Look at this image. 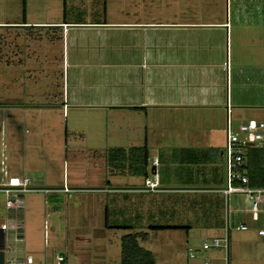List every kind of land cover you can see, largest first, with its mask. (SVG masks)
<instances>
[{
    "label": "rangeland",
    "instance_id": "obj_1",
    "mask_svg": "<svg viewBox=\"0 0 264 264\" xmlns=\"http://www.w3.org/2000/svg\"><path fill=\"white\" fill-rule=\"evenodd\" d=\"M215 1L0 0V21H21L22 17L28 21H48L60 19L63 15L71 20L105 17L107 20L157 22L175 15L193 12L204 15L211 10H218L221 0ZM19 25L21 27L0 25V178L14 171L30 177L29 186H35V181L39 179H44L48 183L46 186H59L64 179L65 184L67 182L72 187L97 186L108 179L112 185L143 187V176L131 175L126 169H115L116 164L109 161L113 150L118 148L115 146L127 151L131 146L141 145L142 124L148 125L147 155L158 154L162 158L160 162L165 167H161L160 162L158 166L162 175L179 171L183 178L191 174V164L186 159L180 161V155L184 157L185 154L179 150H205L199 146L193 129L185 130L194 122V114H168L162 118V113H154L149 114L147 119L138 114L139 119H142L139 122L135 113H131L129 119L117 116L108 107L97 106L111 103L113 100L108 97L112 94L130 95L132 92L139 96L143 85H157L155 68L144 72L135 66L128 67L129 60L134 64L141 61V52L136 50L139 49L137 47L132 50L127 46L147 41L153 44L161 41L164 44L166 39L170 40L167 33L155 27L146 29L142 36L129 34L122 28L116 32L105 31L99 37L89 33L79 35L76 41H80V45L90 44V47H75L74 52L79 56L75 60L78 65L74 66L66 65L62 58L66 50L68 55L70 50L63 49L60 34L51 36V30L47 31L46 27ZM211 34L198 33L196 37L215 39L217 35ZM89 48V52L80 51ZM90 53V56L80 57ZM99 54H103L102 58ZM68 63H71L70 59ZM62 98L66 102L63 108ZM249 99L235 101L251 102ZM233 100L228 99V105L232 106L230 103H234L231 102ZM230 108L232 130L236 129L237 124L259 116L256 113L259 109L253 107L233 105ZM260 110L264 112V108ZM173 119L174 127V123L170 124ZM185 119L189 125L183 127L181 123ZM131 127L139 128L138 136L136 132L130 131ZM211 133V141L216 143L217 150H221L224 132ZM174 138L180 142L174 141ZM180 144L183 147H179ZM154 150L156 152L152 153ZM148 177H151L149 173ZM217 177L221 178L214 180L217 183L214 185L221 186L222 172H218ZM202 180L196 181L197 184L203 185ZM144 191L95 193L71 190L69 193L46 195L40 191L26 190L17 194L22 204L16 211L5 210L4 195L0 192V220L4 219L3 212L10 213L12 221L7 224L13 229L15 222L17 225L20 222L18 216H22V239L15 243L11 234H5L3 259L28 253L37 257L40 264H54L55 256L62 253L65 264H119V237L127 233L146 232V239L136 240L150 251L154 264H185L187 253H193L190 246L175 236L174 239H168L172 232L146 228L147 225L163 224L165 219L162 216L170 213V209L165 208L163 211L160 207L155 209L154 215L144 213L141 205L165 201L158 195L148 197V192ZM219 197L222 199L221 194ZM212 200V193H198L190 200H182L184 203H196L194 210L198 212L192 207H187L186 211L184 206L179 211L174 210L180 215L179 219L175 216L179 222L185 217L189 220L187 223L192 227L191 233H194L191 237L193 244L199 245L204 237L201 233H208L201 232L200 224L215 218L209 212L213 206ZM228 203H232L231 195ZM168 204V207L172 206L170 200ZM104 224L128 228H110ZM228 230L230 241L234 236L243 234L241 231H238L240 234H234L231 221L227 224L224 221L220 237L225 236ZM260 245L264 253V243ZM213 249L208 248L207 252L219 251ZM219 252L224 254L223 251ZM215 262L222 264L223 260L219 258Z\"/></svg>",
    "mask_w": 264,
    "mask_h": 264
},
{
    "label": "crops",
    "instance_id": "obj_2",
    "mask_svg": "<svg viewBox=\"0 0 264 264\" xmlns=\"http://www.w3.org/2000/svg\"><path fill=\"white\" fill-rule=\"evenodd\" d=\"M210 1L216 2L215 0ZM220 3L221 4L218 5V10H211L204 15L193 12L181 14L182 16L175 15L167 17V19L157 22L107 20L105 17L92 20L84 18L71 20L63 15L60 19L48 21H28L25 17H22L21 21H0V25H7L9 27L13 25L21 27L19 24L29 25L28 27H32L33 25L40 28L46 27V30L48 29L47 31L51 30V36L60 34L63 49L66 50L69 48L70 50V54L68 55V50H66V54L63 55L64 57L62 56V58H64L66 65L74 66L78 65L75 63V60L77 56H79L74 52L75 47L88 45H80V41H76L79 39V35L82 36L85 33H89L99 37L105 31L110 30L116 32L122 28L129 34H139L142 36L146 29L155 27L157 30L167 33L170 36V40L166 39L167 41L164 44H162L161 41L158 42V44H153L142 40L145 43L127 46V48L132 50H135V47H137L139 49L136 50L141 52V61L134 64L132 60H129L127 63L128 67L132 68L135 66L136 68L144 70V72L149 68H155L157 85L154 87L143 85L139 96H137V94L134 95L132 92L130 95L122 93H116V95L112 94L111 96L108 95L110 96L108 97L110 98L109 100L113 101L105 104L100 103L97 106L108 107L112 109L111 111H115L114 113L117 116L121 115L127 118H129L128 116L131 115V113H135L139 122H141L142 119L141 117L139 119L138 114L143 115L146 119L149 114L154 113H162V118L163 115L168 114L175 116L184 113L194 114V122L192 125H189L186 119L181 125L183 127L189 125V127L185 128L186 131H192L193 129V135L198 138L199 146H202L205 151L210 150L209 152L212 157L211 161H208V163L204 162L199 165L191 164V174H187V176L185 175L183 178L179 175V171H177V173L172 171V174L163 176L162 171L158 170L159 162L162 158H160L158 154L157 156L154 154L147 155V148H149L147 146L148 137L146 134L148 125L142 124V126L140 125L143 128L140 129V132L143 131L142 143L138 146H145L147 174L143 179L148 178V173L150 174L149 169L152 165L153 173L157 179V185L153 191H144L143 187L133 188L112 185L108 179H104V181L97 186L75 185L73 187L69 186L67 182L65 184L64 179H62L59 186H46L48 183H45L44 179L43 181L39 179L35 181V186H29L31 190L40 191L46 195L69 193L71 190H89L95 193H119L128 190H141L148 192V197L152 194L155 196L158 195L161 199L165 198V201H159L156 204L145 203L141 205V209L142 211L144 210V213L149 215L156 212L155 209L160 207H162L161 209L163 211L165 208L168 210L170 209V213L162 216V218L165 219L164 223L158 225L181 226V228L161 230L172 232L170 235L171 237L168 239H174L173 236H175L176 239L183 241L186 246L191 247L193 256L189 257L188 252L185 264H201L204 260L209 261L210 264H218L215 260L219 258L223 260L222 264H264V253L261 252L262 247L260 245L264 243V235H258L256 233L258 229H264V203L260 206L263 211H259L257 218L253 220L247 211L248 200L244 195L239 193L229 194L232 196L231 204L228 203L229 195L226 197L222 196L218 189L222 186L223 182L220 184L221 186L214 185L217 184L214 183V180L216 181L221 178L217 177L218 172H222L223 181L221 150H217L216 143L211 141V132H224L226 116L230 122V113L232 112L230 107L233 105H240V107L249 106L259 109L256 112L259 116H257L255 120H263L264 118V112L260 110L264 108V0H221ZM171 32L173 34H171ZM198 33L208 35L212 33L217 36L215 39L214 37L201 39L200 37H196ZM140 39H143V37ZM88 46L90 47V44ZM90 50L89 48L80 51L89 52ZM91 54L92 53L82 54L80 57H86V55L90 56ZM102 56L103 54H99V57L102 58ZM68 59H70L71 63H68ZM231 98L234 99L231 101L234 103H230L233 104L232 106L227 103V100H231ZM243 98H250L249 100H251V102L236 103L238 101L235 100ZM63 99L65 98H62V108L66 104ZM75 105H77V103ZM175 119H173L170 124H173ZM202 124L205 125L201 127ZM161 125L164 126V124ZM174 125L175 123L172 127H174ZM191 126L192 128H190ZM199 130H201V133H198ZM130 131L136 132L137 136L140 133L139 128L133 129L131 127ZM174 139V141L180 142V140ZM177 146L178 145H173L172 147ZM179 147L183 146L180 144ZM154 152L156 151H152V153ZM160 164L162 163L160 162ZM162 166L165 167L164 164H162L161 167ZM10 176L27 178L29 184L31 183L30 177L27 175L10 171L6 177L3 175L0 178V192L3 193L1 188ZM200 179H203V182H201L203 185L197 184L196 181ZM207 180L209 181L207 182ZM208 183H210V186ZM211 183H213V185H211ZM62 184L68 187V192L59 190ZM204 192L212 193L213 195V206L210 207L209 212L215 218L212 220H204L203 224H200V226L202 225V227H200L201 232L207 231L208 233L206 235L201 233L204 237L200 244L196 245L191 241V237L194 233H191L192 227L187 223L189 220L185 217L179 222L178 216L180 215L174 210H181V206H184L186 211H188L186 209L187 207H192L191 209L194 210L196 203H184L182 200H190L194 195ZM219 194H221L222 199H220ZM169 200L172 203V206H170L171 208L168 207ZM222 200L224 201V205ZM166 202L168 203L165 204ZM194 211L198 212V210ZM3 216L4 219L0 220V223L4 222L7 224L9 221L8 224H10V221H12L11 214L5 211L3 212ZM18 220L20 221L18 225L16 223L17 221L14 224L17 229L15 232L11 229V226L7 224V230L3 234V249L5 247L4 236L6 233L11 234L12 241L15 243L22 239V216H20ZM224 221L226 224L231 221L232 229L235 231L234 234H240L238 231H241V233L243 232V234L234 236L232 241H230L229 230L226 232V249H213L223 251V255H221L219 251L214 253L207 252L208 249L202 250L200 245L203 242L209 241L211 237L221 238L220 235L222 236ZM240 224L245 225V230H239L237 228ZM149 226L150 225H147L146 228L149 229ZM143 233H145L144 239H146L147 233ZM137 243L139 245L141 244L138 240ZM231 249L233 250L232 252ZM188 250L189 247H187V251ZM26 255L31 254L27 253ZM24 256L19 255L15 256V258L3 259V264H23ZM31 256L33 258L32 264H40V260L37 257Z\"/></svg>",
    "mask_w": 264,
    "mask_h": 264
},
{
    "label": "built area",
    "instance_id": "obj_3",
    "mask_svg": "<svg viewBox=\"0 0 264 264\" xmlns=\"http://www.w3.org/2000/svg\"><path fill=\"white\" fill-rule=\"evenodd\" d=\"M227 114V106H226ZM248 146L263 147L264 148V122L260 119H249L241 122L236 126L235 130L230 127V122L226 116L224 123V136L221 149L222 168H223V184L218 189L223 197L229 194L239 193L248 200L247 211L251 219L255 220L259 211H263L260 206L264 203V168H263V185L260 187L247 186V177L242 169L244 162L245 148ZM157 185L155 174L151 177L143 179V189L153 190ZM4 193V207L5 209L18 210L21 208V201L18 198L19 193L26 190H31L29 187V180L16 176L7 178L6 183L1 188ZM62 192H68L66 185L62 184L59 188ZM226 202V201H225ZM15 226L13 231L15 232ZM239 230H245V225L237 226ZM7 230V225L4 222L0 223V233L2 235ZM258 235H264V229L256 231ZM222 248L226 249V237L222 238L211 237L209 241H205L200 245L202 250L208 248ZM189 257L193 256L192 252L188 253ZM54 264H65L62 253L55 256ZM33 258L31 255H25L23 264H32ZM3 264V263H2ZM201 264H210L209 261L204 260Z\"/></svg>",
    "mask_w": 264,
    "mask_h": 264
},
{
    "label": "trees",
    "instance_id": "obj_4",
    "mask_svg": "<svg viewBox=\"0 0 264 264\" xmlns=\"http://www.w3.org/2000/svg\"><path fill=\"white\" fill-rule=\"evenodd\" d=\"M110 162L116 164L115 169H126L131 175H141L146 177L147 162L145 154V146H131L127 151L121 148L113 150ZM180 161L186 159L187 163L197 164L211 161L212 157L209 151L202 150L193 151L191 149L181 148ZM204 154V157H202ZM201 155V156H199ZM263 168H264V148L248 146L244 152V162L242 169L247 177V186L260 187L263 185ZM19 219V216H18ZM110 228H128L127 226H108ZM181 228V226L173 225H150V229H168V228ZM145 233H127L119 237V264H154L153 255L149 250L143 248L137 243L136 238L142 240ZM65 263V261H64Z\"/></svg>",
    "mask_w": 264,
    "mask_h": 264
},
{
    "label": "water",
    "instance_id": "obj_5",
    "mask_svg": "<svg viewBox=\"0 0 264 264\" xmlns=\"http://www.w3.org/2000/svg\"><path fill=\"white\" fill-rule=\"evenodd\" d=\"M149 172L151 175L154 174L152 165L150 166ZM2 249H3V235H2V233H0V264L3 263V251H2Z\"/></svg>",
    "mask_w": 264,
    "mask_h": 264
}]
</instances>
